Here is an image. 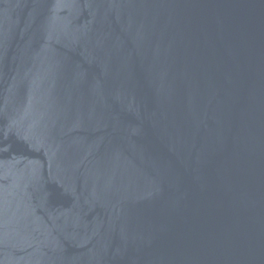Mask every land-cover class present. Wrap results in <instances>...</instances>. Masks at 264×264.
I'll list each match as a JSON object with an SVG mask.
<instances>
[{
  "label": "water",
  "instance_id": "1",
  "mask_svg": "<svg viewBox=\"0 0 264 264\" xmlns=\"http://www.w3.org/2000/svg\"><path fill=\"white\" fill-rule=\"evenodd\" d=\"M0 264H264V0H0Z\"/></svg>",
  "mask_w": 264,
  "mask_h": 264
}]
</instances>
